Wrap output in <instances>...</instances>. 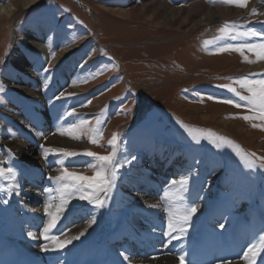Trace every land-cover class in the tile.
<instances>
[{"label":"rangeland","instance_id":"1","mask_svg":"<svg viewBox=\"0 0 264 264\" xmlns=\"http://www.w3.org/2000/svg\"><path fill=\"white\" fill-rule=\"evenodd\" d=\"M106 4L111 7L109 0H41L31 9L17 12L11 19L2 22L0 27V88H3V91L0 92V162L7 163H0V167H12L15 171L13 174H6V178H0V186L4 188L13 186L11 179L21 173L18 157L9 147L3 145V141L8 140L6 135L8 130H2L1 125V121L5 118L7 105L22 99L21 93L13 86L19 70L12 61L7 59L6 55L12 43L18 47H25L23 39L26 32L33 31L39 38L42 37L43 40L45 38V45L51 57L55 55L58 45L61 47L75 45L77 46L76 52L70 57L81 62L85 60L86 65L78 70L73 81L75 85H80L84 90L65 88L61 92L71 98L66 102L57 101L55 107L49 101L54 95L61 93H54L59 68L47 65L46 67L53 68L54 72L45 76L41 70L42 67L34 66L35 73L40 77V90L45 96L50 111L55 113L62 110L64 112L66 109L71 111L74 108L79 117H69L57 129L59 136L74 143L75 147L60 148L44 145L47 148L80 153L76 157L67 159L60 154L50 155L57 159L59 175L64 167H68L69 171L89 177L95 175L99 170L98 162L83 153L92 151L98 155H107L113 147L108 144L113 134L118 137L115 145L117 162L124 164L126 160H131L132 155L138 157L130 167L124 166L118 170L116 187L111 190L105 207L95 208L86 200L73 199L71 201L70 208L77 214L79 213V216L77 215L79 220L71 224V227L79 225L80 221L87 222L91 213H94L108 220V230L111 232L121 224L124 218L128 217L129 207L137 205L143 208L141 212L153 210L154 213L151 206L140 205L136 203L135 198L127 196L132 193L124 184L125 180L132 166L141 160L142 164L145 162L144 166L154 174L151 178H156V183H159L161 180L159 177L163 176L158 174L159 171L164 174L166 172V176H170L177 182L180 181L181 176L188 174L189 168L192 167V159H194L193 155L188 156L181 152L186 148L198 151L197 157L205 161L199 166L198 178L201 185L198 191L204 193L206 199L215 198L213 196L216 194L215 188H219L220 180L224 179L229 185V190L243 191L244 198L237 203L238 207L245 210L249 204H255L256 200L261 198L260 196H264V169L258 167L250 169L247 164L251 161L259 165L261 161L256 157H264V119L244 120L242 118L244 115L258 114L248 111L245 107L238 108L221 102L232 99L241 104L245 103L239 101L234 93L218 86L228 84L241 95L246 96L249 93L235 81L242 78L264 79V70L253 73L235 70L247 61L256 62L258 59H263L259 58L255 52L247 49H244L242 53L231 49L220 51L221 47L229 44H258L261 42L257 37L240 35L241 32L249 30L264 32L259 27L260 23H264L263 17L258 14L259 11L255 9V14H253V9L243 17L224 18L216 21L215 24L184 32L183 30L160 29L152 22L143 21L144 19L141 20V18L129 21L115 15L109 14V16L102 12L100 7ZM214 4L239 6L235 3H227L225 0L205 1V5ZM93 8L95 11L92 10ZM222 28L226 31H221ZM233 35L237 39H231ZM217 37H223V39H217ZM93 41H98L101 45V49L96 51L97 55L91 48ZM206 41L212 43L206 44ZM257 51L260 50L257 49ZM35 55L39 57L38 53ZM92 56H94L93 59ZM201 56L211 60L203 64L199 60L201 58H198ZM202 67L208 68L210 72H201ZM208 96L217 99L209 100ZM214 105L224 106V112H214ZM186 113L195 116V121L188 120ZM210 113V119L200 120L202 115ZM219 119L236 122L249 131L252 134L251 142L244 144L239 140L240 136L233 137L230 132L233 133L234 129L231 130L230 127H228L229 133L222 131L218 123ZM72 123L80 127L69 132L67 129ZM180 124L189 128H197L204 134L201 136L199 145L191 141ZM60 131H64L65 134L61 135ZM135 132L143 134L140 140H133L140 138V135ZM209 132L213 134V137L219 136L231 141V144L218 141L221 143V148L216 149L209 143L206 136ZM73 136L79 138H73ZM93 140L96 142H91ZM40 145L37 144L38 148ZM164 145L177 150V157L171 164L169 161L160 163L161 158L156 154V168L153 166L155 168L153 169L151 166L153 161H147L149 159L146 156L152 154L151 149L157 146L161 148ZM165 154L171 155L167 150ZM164 159L165 157L161 161ZM81 161L84 163L76 164ZM57 167L52 165L50 170ZM226 168L239 178H235L231 172L226 171ZM156 174H158L157 177ZM193 174L190 180L195 179L196 187L199 182L195 178V169H193ZM30 184L25 183L19 195L3 191V199L9 202L14 201L16 197L21 198L24 210H19L21 213L19 215L24 214L25 211L37 212L45 207L44 189ZM156 188L159 189L157 185ZM144 194L146 196L143 199L154 198L150 193ZM38 199L40 201L37 203ZM198 201L201 204L206 200ZM263 201H259L254 206L249 205L248 209L251 208L252 211L258 209ZM87 215L88 217H83ZM249 217V213L244 215L245 220ZM249 219L246 221L248 222ZM40 226L44 227L45 224L42 222ZM129 242L128 244L132 243Z\"/></svg>","mask_w":264,"mask_h":264},{"label":"bare ground","instance_id":"2","mask_svg":"<svg viewBox=\"0 0 264 264\" xmlns=\"http://www.w3.org/2000/svg\"><path fill=\"white\" fill-rule=\"evenodd\" d=\"M40 1L41 0H0V27L2 26V22L11 19L17 12L29 10L38 5ZM205 1L206 0H109L111 7H108L107 4L106 6L101 5L100 7L105 14L115 15L120 17V19L124 18L129 21H134L135 19L141 18V20L144 19L143 21L152 22L160 29H175L183 30L184 32L190 31L191 29L196 30L202 26H209L213 23L215 24L216 21L223 20L224 18L243 17L253 9H257V11H259L258 14L263 17L262 20H264V0H247V3L243 7L219 6L215 4L205 5ZM92 10H94V8ZM261 27L264 29V23L261 24ZM170 36L172 35L170 34ZM42 40L43 38H39L33 31H27L23 39L25 47H18L15 43H12L13 45L8 50L6 55L7 59L12 61L14 66L19 70V75L13 86L21 93L22 99L7 105L5 118L4 121H1V125L2 130H8L6 131L8 140L3 141V145L9 147V149L16 154L21 165L19 166L21 173L11 179L13 186H18L17 189L19 191L25 182H30L33 185H43L46 188H51L52 191L50 193H45L44 196V203L46 206V204L49 203L53 205L59 203L60 194L56 189L59 188L60 185L48 179L50 176L59 175V168L57 167L56 157L49 156L47 161L43 159L42 151L38 148L37 144L60 148H73L76 145L59 136L57 129L67 120L59 121L57 119L58 115L63 113L62 110H58L55 113L49 110L45 96L40 90V77L35 73L34 66L42 67L51 65L59 67L58 81L54 88L55 93H60L65 88L82 91L84 89L80 85H75L73 81L76 71L81 65H85V60L76 62L74 57H70L71 54L76 52L77 46L75 45H70L68 47H61L58 45L55 55L51 57L47 45H45V38L43 40L44 42ZM43 44L44 46H42ZM100 47L101 45L98 41H93L91 48L94 50V53L99 51L101 49ZM35 53H38L39 57H36ZM94 56H92V59ZM198 58L202 59L199 60L203 64L205 61L211 60L203 56ZM235 70L240 72L245 71L247 73L264 70V58L258 59L256 62L247 61ZM200 71L210 72L206 67H202ZM214 106V112H224V106ZM26 107L27 109H25ZM185 107L186 106H184V108ZM210 115L211 113L204 114L201 116L200 120H208L210 119ZM186 117L190 121H195L196 118L191 115H187ZM218 123L221 125V130L224 132L229 133L228 127H230L231 130L234 129L235 133L233 131V133L230 132V134L233 137L237 135L240 136L241 139L239 140L242 143L248 144L251 142L252 134L236 122L219 119ZM37 132L43 133L46 138L37 135ZM154 151L159 153L157 152L159 151L158 148ZM160 152H162V150ZM169 152L174 153L173 156L176 155V151L172 148H170ZM30 154L34 156L30 157ZM159 154L162 155V153ZM164 157L168 159V156L165 155L162 156V159ZM147 158L151 161L153 160L152 167L156 166L155 155L154 158L152 156H147ZM83 163L84 161H81L76 164L80 165ZM52 165L57 168L50 170V166ZM153 176L154 174L139 161L132 166L124 184L131 190L130 192L132 194L127 195L129 198H135L136 203L140 205L151 206L154 209V213L153 210H149L150 212H141L143 208L137 205L131 208L129 207L130 213L128 217L124 218L121 224L115 229L116 231L112 233L108 231L107 219L100 218L99 214L91 213L89 217L88 215L83 216L84 218L88 217L87 222L81 221L79 225L70 226V228L66 225V231L67 228L68 231L57 238V242H59L69 239L72 236L79 235L80 232L85 233L79 240L73 241L72 244L63 249L65 250L63 261L69 260L68 256H72L71 261H73L75 257L81 255L82 259H84L83 261L88 264H180L179 256L183 255L182 253L176 256L162 255L156 258L149 257L142 260L132 259L125 254V251H123V255H121L122 253L118 252L116 246H114V241L118 239L119 241L123 239L126 240L128 237H130L128 242L130 241L132 243L135 241L139 243L140 241L148 240L151 242L152 246L160 249L163 245L168 247L177 241H180L187 247L189 243L197 237L200 231H210L213 234L218 232H230L234 235L240 234V238H248V236H250L251 226L253 225L255 226V230L252 234L257 233L259 235L264 231V201L258 209L252 211L251 208H249L245 214L239 211L225 215V209H231L235 205L234 201L228 198L229 195L224 198L223 201L219 198V201L206 202L203 207H199L197 204L198 212L191 221V227L186 237L168 244V237L166 236V238H164V232L170 231L168 224L174 222L180 215L188 210L192 199L198 198L194 190L195 179L190 180V184L187 186L190 190L186 191L185 187L180 184V181L174 185L170 184L169 182L171 180L169 178L166 179V176L163 175L159 177L161 178L159 183H156V178H151ZM166 180H168L167 184L164 188H161L162 183H166ZM156 185L161 192L159 191L156 193ZM144 193H150L154 198L152 199V197H150L149 199H143V197L146 196ZM2 194L3 191H0V200H4ZM158 194L159 196L156 197ZM44 208H41L37 212L24 213L19 215V218H16L17 214H19V210H23L21 199L16 197L14 201L7 204L0 203V248L9 245H17L29 250L35 255L53 253L41 251L40 240H42V238L30 239L27 235V233L31 231L35 236L39 237V233L42 232L43 228H37L39 225L38 223L43 221L46 225L50 219V217L45 214ZM49 210L54 212L55 207ZM157 212L163 213V216L161 218H156L155 214ZM247 213L250 214L248 222L244 218V215ZM77 215L78 214L70 208L61 221L67 220L70 224H74ZM146 220H148V222H146ZM137 224H141V226L138 227ZM220 224H225L226 227L221 229L219 227ZM141 227H143V229ZM133 228H136V232L137 230H141V234L137 235L136 233V237H134V234L131 233ZM153 229H155V231H153ZM62 230H64V228ZM106 235L108 236L106 237L105 244H103L102 236ZM160 237L164 238V242L161 243L158 241ZM128 242L127 245H129ZM85 244L87 245V249L84 253H81L82 246ZM44 245L51 248L53 247V242L47 240ZM262 247H264V241L261 244L256 243L255 248H253V253L259 252ZM106 248H110L112 251L111 257L107 255ZM104 258L106 259L105 263H103ZM252 258L253 254L250 253L249 259ZM260 260V257L256 256L255 264H262ZM226 264H248V260Z\"/></svg>","mask_w":264,"mask_h":264},{"label":"snow or ice","instance_id":"3","mask_svg":"<svg viewBox=\"0 0 264 264\" xmlns=\"http://www.w3.org/2000/svg\"><path fill=\"white\" fill-rule=\"evenodd\" d=\"M227 3H235L239 6L243 7L246 4V0H225ZM253 14H255V9L253 10ZM221 31H226L225 29H221ZM226 34H230L226 32ZM241 36H253L257 37L261 42L258 44L253 43H242L238 45H226L224 47L220 48V51H227L229 49L237 51V52H243L244 49H247L250 52H255L259 58H264V32H257L254 30H249L248 32H241ZM217 39H223V37H217ZM231 39L235 40L237 37L235 35L231 36ZM207 43H212L211 41H206ZM259 49L260 51H257ZM86 67V65H81V68L83 69ZM45 76H48L50 73L54 72V69L51 67H42L41 69ZM235 83L239 84V86L242 89H246V91L249 93V95H241L239 92L236 91V89L228 84L225 85H219L218 87H223L227 89V91L232 92L235 94L236 97L239 98V101L245 102L244 104L238 103L235 100L228 99L223 100L221 102L234 105L235 107H245L248 111L257 113L258 115L255 116H249L244 115L242 118L244 120H250V119H264V79H248V78H242ZM3 91V88H0V92ZM71 97L65 96L63 92H61L59 95H54L53 98H50V104L55 107L57 101H67V99H70ZM209 100H215L217 98L213 96L207 97ZM90 103V102H89ZM71 107V106H69ZM76 116L78 117V114L76 113V110L74 108L71 109V111H68L67 109L60 115H58L57 119L59 121H66L69 117ZM83 123V121H81ZM99 123V121H98ZM180 123L179 121L177 122ZM80 126L72 123L69 125V128L67 131L72 132L74 129L79 128ZM180 127L184 129V131L188 134V136L191 138V141L194 142V144L199 145L201 142V136L204 135L200 132L197 128H189L186 125L180 124ZM253 127H257V125H253ZM61 135H64V131H60ZM37 135H40L44 138L43 133L37 132ZM207 138L209 139V143H211L216 149L221 148V143L218 141H223L224 143L231 144V141L225 140L223 137L215 136L213 137V134L211 132L206 134ZM73 138H79L76 136H73ZM118 140V137L116 134H113L111 139L108 141V144L113 146L112 150L107 155H98L95 152L92 151H86L83 153V155H86L88 157H92L95 161L98 162L97 167L99 170L93 175L92 177L78 174L76 172H72L68 170V167H64L60 175L56 176H50L48 177L49 181L55 182L56 184L60 185L59 188L56 189L57 192H59V203L56 204H46L44 208L45 214L50 217L47 224L43 227L42 232L39 233V237L35 236L33 232L29 231L27 233L28 237L30 239H37L42 238L44 240L52 241L53 247L49 248L46 245H41V251L44 252H54L58 253L59 251L65 249L68 245L72 244L73 241L79 240L83 235H85L84 232H80L79 235L72 236L69 239H65L63 241L57 242V238L54 235H50L51 231L58 227V223L62 220L63 217L66 216L67 211L70 210L71 207V201L73 199H79L81 201H88L89 204L93 205L95 208H103L106 205V201L110 198V192L112 189L116 187V180L118 175V170L124 166L130 167L131 164L138 159L135 155L131 156V160H126L124 164H120L116 161V149L115 145ZM95 143L96 141H91ZM40 149L43 154V159L45 161L48 160L50 155H62L65 159L76 157L80 153H77L75 151H67L65 149H54V148H47L43 144H41ZM239 155V153H237ZM253 157H255V153L252 154ZM256 159L260 160L261 163L259 165L253 164L251 161L248 162L247 167L250 169L260 168L264 169V157H256ZM0 163H7V162H0ZM204 163L202 159H193L192 167L189 168L188 174L185 176H181L180 178V184L185 187V190L188 191V185L190 184V178L193 174V169H195V175H199V166L200 164ZM111 165V167H109ZM14 168L12 167H0V178H6V174H13ZM170 184H176L177 181L175 179L171 180L169 182ZM18 186H10L8 188H4L3 186H0V191L5 192H14L16 195H19V191L17 190ZM52 191L51 188H45V193H50ZM0 203L7 204L9 203L8 200H0ZM55 207V211H50L49 209ZM198 208L195 204V202H190L189 208L187 211H185L182 215H180L174 222H170L168 224V228L170 231L164 232V235L168 237V244H171L173 241L180 240L186 237L189 228L191 227V221L193 217L197 214ZM219 227L221 229H224L226 227L225 224H220ZM155 231V229H153ZM61 232L63 230L61 229ZM261 240H264V232L261 233ZM253 248H255V245H251L247 251L244 252L241 259L248 260V264H255V257L259 256L261 260H264V247L261 248L259 252L253 253ZM253 254V258L249 259V254ZM123 255V253L121 254ZM180 264H184L185 257L183 255L179 256ZM220 264H225L224 258H221Z\"/></svg>","mask_w":264,"mask_h":264}]
</instances>
